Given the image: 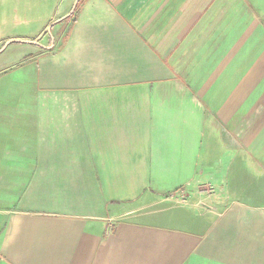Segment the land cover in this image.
<instances>
[{"label": "crops", "instance_id": "crops-1", "mask_svg": "<svg viewBox=\"0 0 264 264\" xmlns=\"http://www.w3.org/2000/svg\"><path fill=\"white\" fill-rule=\"evenodd\" d=\"M258 9L0 0V264H264Z\"/></svg>", "mask_w": 264, "mask_h": 264}, {"label": "rangeland", "instance_id": "rangeland-1", "mask_svg": "<svg viewBox=\"0 0 264 264\" xmlns=\"http://www.w3.org/2000/svg\"><path fill=\"white\" fill-rule=\"evenodd\" d=\"M256 2H257V4H259V6H260V10L258 9L257 20H258V22L260 23L262 29L264 30V0H256ZM42 26H43L42 23H40V25L38 26V28L36 29L35 32L38 33L39 30L42 29ZM2 30H3V32H5V31H6V28H3ZM17 31H18L20 34H27V33H29L30 35L33 34V31H30V32H29V30H27V28L25 27V25L22 26L21 30H18V29H17ZM1 32H2V31H1ZM3 32H2V33H3ZM10 32H11V31H10ZM47 34H48V33H47ZM47 34L40 35L39 37H37V40H41V41H44V42H45V41L47 40ZM1 35H2V34H1ZM4 40H5V38H0V45L3 44ZM12 40H14V39H12ZM12 40H10V41H12ZM17 41H18V40H17ZM7 42H8V40L5 41V44H6ZM255 42H256V39L251 40V39L248 38V46H254V45H255ZM5 44H3V47H5ZM13 45H14V42H12L9 46H7L6 49H10V47H13ZM20 45H23V44H20ZM1 47H2V46H1ZM3 47H2V48H3ZM6 49H5V50H6ZM248 49H249V47H248ZM5 50H4V53L2 54V56H4V57L7 59L5 65H6V66H9L8 68H10L12 62H14V61H11V60H10L9 54H7V53L5 52ZM8 51H9V50H8ZM0 53H1V52H0ZM11 56H13V55H11ZM254 56H255L254 54H248V53L243 54V55H242V57H243V61H244V58H245V60H246L247 63L249 64L250 62L253 61ZM238 58H239V57H238ZM25 62H26L25 54H24V55L21 54V58L17 59L16 63H13V67L15 68V70H16L18 73H21V71H23V72L26 71V70H25ZM236 63H237V66H238L239 59H237V62H236ZM261 74H263L262 82L256 85V87H255L254 90L252 91V95L257 96V95H260V94H263V93H264V72L261 73ZM206 187H208V186L206 185Z\"/></svg>", "mask_w": 264, "mask_h": 264}]
</instances>
